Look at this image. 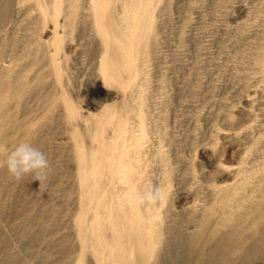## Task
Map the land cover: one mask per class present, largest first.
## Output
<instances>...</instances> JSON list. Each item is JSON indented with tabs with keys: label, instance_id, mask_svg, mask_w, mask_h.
Wrapping results in <instances>:
<instances>
[{
	"label": "rangeland",
	"instance_id": "374dc122",
	"mask_svg": "<svg viewBox=\"0 0 264 264\" xmlns=\"http://www.w3.org/2000/svg\"><path fill=\"white\" fill-rule=\"evenodd\" d=\"M0 82V264H212L234 247L264 264V0H0ZM21 142L45 181L3 166ZM152 184L171 198L134 208ZM141 211L159 222L145 258L122 244H144Z\"/></svg>",
	"mask_w": 264,
	"mask_h": 264
},
{
	"label": "clouds",
	"instance_id": "9594fccd",
	"mask_svg": "<svg viewBox=\"0 0 264 264\" xmlns=\"http://www.w3.org/2000/svg\"><path fill=\"white\" fill-rule=\"evenodd\" d=\"M3 166L16 181L22 180L25 176H31L32 179L41 183L47 179L50 170V164L44 152L28 142H21L7 151ZM171 196V189L166 190L152 184L133 192L131 203L137 207L155 206L166 203Z\"/></svg>",
	"mask_w": 264,
	"mask_h": 264
},
{
	"label": "bare ground",
	"instance_id": "6f19581e",
	"mask_svg": "<svg viewBox=\"0 0 264 264\" xmlns=\"http://www.w3.org/2000/svg\"><path fill=\"white\" fill-rule=\"evenodd\" d=\"M139 2V1H138ZM134 5H136V6H140L138 3H137V1L132 5V8H133V6ZM131 8V7H130ZM131 8V10H126V12H125V15H126V17H127V19L129 18V17H131V15H134V13L136 12H134V9H135V7L132 9ZM139 9V8H138ZM137 13V12H136ZM5 81V80H4ZM3 81V82H4ZM14 81V80H13ZM0 83H2V82H0ZM7 85V84H6ZM4 86V85H3ZM9 86V85H8ZM3 88V87H2ZM3 90H5V89H3ZM6 101V100H5ZM4 103V102H3ZM0 106H2L1 104H0ZM3 108V107H2ZM1 113V112H0ZM3 113V112H2ZM2 118V117H1ZM1 124V123H0ZM16 124V123H15ZM14 124V125H15ZM1 127V126H0ZM4 127V126H3ZM1 130V129H0ZM1 132V131H0ZM0 135H2L1 133H0ZM122 156V155H121ZM119 159V158H118ZM132 166V165H131ZM130 167V166H129ZM131 171V170H130ZM134 171V170H133ZM127 173V172H126ZM125 173V174H126ZM131 173V175L132 174H137L135 171L132 173V171L130 172ZM130 173H128V174H126V175H128L127 177L128 178H130V176H129V174ZM134 174V175H135ZM133 175V176H134ZM132 177V176H131ZM137 177V176H136ZM134 178V179H133ZM132 178V180H134L135 181V177H133ZM138 178V177H137ZM129 180V179H128ZM132 180H129V181H127L126 183L128 184V185H130V184H133L132 182ZM125 181V180H124ZM123 181V182H124ZM132 181V182H131ZM115 182H116V180H115ZM121 183V182H120ZM122 184V183H121ZM126 184V185H127ZM116 185V187H118L117 186V184H115ZM126 185H120V186H126ZM135 183H134V187H135ZM119 186V187H120ZM131 186V185H130ZM130 186H127V187H125V189L127 188V190H128V187H130ZM118 187V188H119ZM133 187V188H134ZM115 188V187H114ZM122 188V187H121ZM123 189V188H122ZM121 189V190H122ZM135 189V188H134ZM133 189V190H134ZM115 190H117V188L116 189H114L113 191H115ZM124 191V190H123ZM122 191V192H123ZM135 191V190H134ZM117 192L119 193V195H120V192H119V190H117ZM132 192V191H131ZM114 193V192H113ZM125 193H127V191H125ZM125 193H121V194H124V195H127V194H125ZM133 193V192H132ZM117 194V193H116ZM116 194H113V195H116ZM116 198L117 199H119V197H118V195H116ZM122 198V197H121ZM123 199V198H122ZM126 199V198H125ZM130 199H131V197H130ZM131 202V201H130ZM264 204V203H263ZM256 207L252 210V216H251V218L253 219V221H258L259 219H260V216H261V210H262V205L261 204H256L255 205ZM134 208H138L139 209V207H137V206H134ZM116 211V210H115ZM132 211V210H131ZM255 211V212H254ZM118 212V211H117ZM253 212H254V214H253ZM116 213V212H115ZM114 213V214H115ZM135 214H137L138 212H134ZM112 215H114L113 213H111ZM118 214V213H117ZM111 215V218L113 217ZM120 217V215H116V217ZM152 216H155V214L154 215H152ZM152 216L150 217V215H146L145 216V214L141 211L140 212V214L138 215V218H139V220L136 222L138 225H139V227H140V230H139V233H136V243L138 242V243H144L142 246L141 245H139V246H135V245H133V247H132V245H131V247L129 248L128 246H126V239H125V237H124V233L122 234L121 233V231L122 230H120L119 228H122V224H120V222H113V224H114V227H115V232H116V236H119V234L121 233V235L124 237V242H122L121 240V242H122V244L124 245V243H125V246H124V249H126V247H127V249L125 250V251H129L130 253V256H131V253H132V248H135L136 247V249L137 248H139V251H142L143 250V248H148V249H150V247H151V249L150 250H148V251H146V252H144V258L146 257V256H148L149 254H152L153 253V251L152 250H154V246H155V244H156V238H157V236H158V231H157V225H158V220H156L155 218H152ZM115 217V218H116ZM117 220H120V219H116L115 221H117ZM112 221V220H111ZM121 225V226H120ZM124 228V227H123ZM120 232H119V231ZM103 234V233H102ZM96 236V237H95ZM94 237L95 238H97V235H95ZM100 236V235H99ZM122 236H119L118 238H122ZM93 237V236H92ZM101 237V236H100ZM103 237H104V235H103ZM94 238V239H95ZM143 238V239H142ZM145 238L147 239L146 241L147 242H145ZM123 240V239H122ZM121 242H118V243H121ZM250 249V248H249ZM131 250V251H130ZM138 251V252H139ZM237 247H234V248H230V250H227L226 251V253L224 252V251H221V252H219V254H218V257H217V260H215L214 259V261H212V264H233L234 263V261L236 260V256H239V253H237ZM123 252V251H122ZM134 252V251H133ZM135 253V252H134ZM230 253H232L233 254V256H229V254ZM121 253H119V255H120ZM129 254H128V252H127V255L129 256ZM118 256V255H117ZM116 256V257H117ZM122 256V255H121ZM125 256V255H124ZM242 257V256H241ZM235 258V259H234ZM238 258V257H237ZM115 259V258H114ZM239 259H241L242 261H245V262H248V259H247V257H244V258H239ZM117 260V259H116ZM118 260H119V258H118ZM129 261V260H128ZM130 262V261H129ZM132 263V262H131ZM141 263L142 264H147L146 262H144V260L143 261H141ZM186 264H204L203 262H197V256H196V260H195V256H194V261L193 260H190V263H186Z\"/></svg>",
	"mask_w": 264,
	"mask_h": 264
}]
</instances>
